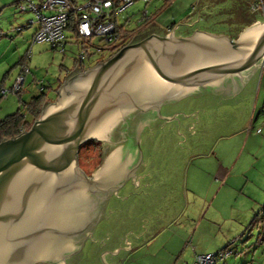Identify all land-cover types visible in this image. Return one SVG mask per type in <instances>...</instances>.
I'll return each instance as SVG.
<instances>
[{
  "label": "water",
  "instance_id": "obj_1",
  "mask_svg": "<svg viewBox=\"0 0 264 264\" xmlns=\"http://www.w3.org/2000/svg\"><path fill=\"white\" fill-rule=\"evenodd\" d=\"M263 62L264 22L235 39L150 33L69 74L28 130L0 142V264H65L107 217L104 195L144 169L141 136L170 120L176 129L192 106L229 95ZM88 140L102 157L90 177L77 164Z\"/></svg>",
  "mask_w": 264,
  "mask_h": 264
},
{
  "label": "rangeland",
  "instance_id": "obj_2",
  "mask_svg": "<svg viewBox=\"0 0 264 264\" xmlns=\"http://www.w3.org/2000/svg\"><path fill=\"white\" fill-rule=\"evenodd\" d=\"M8 2L0 0V91L5 93L0 98V119L22 111L39 93L45 94L47 103L53 102L58 83L98 61L95 47L102 49L104 60L108 55V47L98 37L86 41L73 37L70 30L63 32V49L32 43L35 16L5 5ZM75 2L81 5L85 0ZM201 3L204 8L199 7ZM207 5L206 0L136 1L114 21L123 32L147 29L135 40L150 33L162 35L166 30L182 36L195 30L220 32L223 25L214 23L220 17L197 18L207 14L201 10L211 8ZM258 12L259 21L241 34L264 22V11ZM84 51L92 55L79 62L78 54L84 55ZM22 64L27 72L18 92L14 83ZM258 70L234 97V92L207 95L205 103L192 107H196V118L186 112L182 120H176V129L169 121L172 137L159 141L161 146L154 152L158 160L169 141L175 143L167 169L160 167L169 177L173 196H163L162 188L158 190L156 196L162 199L152 205L157 220L136 218L134 222L122 216L125 227L136 224L135 231L123 235L130 242H135V234H142L144 240L154 231L152 240L137 249L132 244V250H120L111 258L100 256L102 264H110V260L118 264H192L196 256L217 252L230 254L216 258L214 264H264V62ZM186 120L189 123L184 126ZM95 143L99 142L88 140L77 152L78 167L87 174L99 166ZM126 215L131 216L130 212Z\"/></svg>",
  "mask_w": 264,
  "mask_h": 264
},
{
  "label": "flooded vegetation",
  "instance_id": "obj_3",
  "mask_svg": "<svg viewBox=\"0 0 264 264\" xmlns=\"http://www.w3.org/2000/svg\"><path fill=\"white\" fill-rule=\"evenodd\" d=\"M132 42H134V40ZM161 125L162 124L153 128L151 132L148 131L149 133H144L138 142L140 148H137V156L144 163V169L138 170L135 174L126 176L121 180L120 184L112 189L111 193H106L104 195L103 207L107 217L98 220L97 225L92 231L91 239H85L79 242V252L72 253V255L65 260V264H92L91 259L88 257V253L94 255L96 263L102 264L100 262V256L106 257L108 255V258H111L114 254L120 252L122 248L128 249L129 246L126 236L123 235L126 232L132 233L135 231L136 224L131 223L129 226L125 227L127 223L122 225L123 218H133L134 222L136 218L141 221L143 218L153 220L156 215L152 213V205L162 199L156 196L159 192L158 190L162 188L161 195L163 196H173L172 189L168 186L169 177L165 176L160 169V167H165L163 170L167 169V158L170 156V153H161V157L158 160L156 155L151 156L147 153L148 147L152 146V148L155 149V147L161 146L159 141L164 143V138L170 136V134H168V136L164 135H166L165 133L167 131H172L173 127H169V124H167L160 128ZM146 136H150L151 141L147 139ZM81 171L85 176L90 177L91 174H87L83 170ZM94 171L95 170H93V172ZM161 184L162 186H159ZM129 212L131 216L126 215ZM122 216L124 217L122 218ZM119 226L120 228H118ZM121 230L122 232H120ZM115 243H117L118 246H112ZM108 247L113 248L108 250ZM110 262L111 260L109 263Z\"/></svg>",
  "mask_w": 264,
  "mask_h": 264
},
{
  "label": "built area",
  "instance_id": "obj_4",
  "mask_svg": "<svg viewBox=\"0 0 264 264\" xmlns=\"http://www.w3.org/2000/svg\"><path fill=\"white\" fill-rule=\"evenodd\" d=\"M148 2L150 0H85L81 5L71 3L70 0H10L5 5H14L20 12H31L35 16L36 30L32 36V43H47L52 48L60 47L63 49V32L68 23L69 14L77 13L78 17L74 31L78 38L89 40L98 37L105 47L113 42L115 29L114 18L122 14L134 2ZM262 0H256L252 10L260 11L263 14ZM46 12L47 14H43ZM95 53L100 54L101 48L95 47ZM78 60H85L83 52H79ZM261 68L259 73H261ZM26 67H21L14 83V90L19 91L22 84ZM13 90V91H14ZM0 91V97L4 96ZM221 254V257L227 255ZM214 255L196 256L192 264H212Z\"/></svg>",
  "mask_w": 264,
  "mask_h": 264
},
{
  "label": "trees",
  "instance_id": "obj_5",
  "mask_svg": "<svg viewBox=\"0 0 264 264\" xmlns=\"http://www.w3.org/2000/svg\"><path fill=\"white\" fill-rule=\"evenodd\" d=\"M70 1L71 3H75V0H70ZM206 3L211 8L206 9V10L201 9L202 12L207 11V14L204 13L203 15L201 12L200 14L202 15L200 16L197 15V18L200 19V17H202L206 19L207 16L208 17L218 16L221 19H218L217 21L215 20L216 22L214 23L223 25L221 27L220 32L216 33L214 30H208L206 32L215 33V34H223V35L228 36L231 39H235L245 27H248L251 24L259 21V15H258L259 12L257 10L251 9V7L256 4V0H212V1L206 0ZM261 5L264 11V0H262ZM199 7L204 8L205 6L203 5V3H201V5L199 4ZM77 17H78L77 13H74V14L70 13L68 17V23L65 29V30H70L73 34V37H77L74 31ZM146 30L142 28H136L129 32H123L121 30V27H118L115 23L113 42L107 46L108 47L107 48L108 50L107 58L113 55L114 53H116L124 45L131 43L133 40L135 41V39L137 37H140L142 33H144ZM62 45H63V40H62ZM91 55L92 54H87V52L84 51V56L86 60ZM98 56L100 58L98 59V61H96L95 64L100 63L101 61L104 60L103 59L104 57H102V53L98 54ZM79 62H83V61H79ZM24 65L25 64H22L21 67H25ZM78 70L84 71L85 69L80 68ZM60 85H61V82L58 83V86L55 89V92L57 91ZM44 96H45L44 93H39L37 96L32 97L27 103L24 104L22 111L17 110L13 114L7 115L3 117L2 119H0V142L5 139L13 138L20 132L26 131L30 128L32 122L39 117L42 108L47 103ZM95 144L96 145L94 147L97 150V156H98L97 162L100 163L101 158H102L101 151H100L101 145L100 143H95ZM221 254L223 253L217 252L216 254H214L212 264H214L216 258H219V259L224 258L223 256L221 257Z\"/></svg>",
  "mask_w": 264,
  "mask_h": 264
},
{
  "label": "crops",
  "instance_id": "obj_6",
  "mask_svg": "<svg viewBox=\"0 0 264 264\" xmlns=\"http://www.w3.org/2000/svg\"><path fill=\"white\" fill-rule=\"evenodd\" d=\"M169 30H166L165 32H168ZM164 32V33H165ZM77 71V70H76ZM256 73H257V71H254L253 73H251L248 77H247V79H246V81L241 85V86H239L237 89H235L233 92L234 93H231L232 95L231 96H235V95H237L241 90H242V88L243 87H245V85L247 84V82H249V80H251V79H254L255 78V76H256ZM193 107V106H192ZM192 107L187 111V114H189L191 117H193V118H196V112H197V110H196V107L195 108H193L192 109ZM171 121V120H170ZM186 121H188V120H186ZM168 123H169V121H167ZM168 123H163V125H161V127L160 128H162L163 126H165V125H167ZM189 123V121L188 122H185L184 123V126H186L187 124ZM187 129L190 131L191 130V126L190 125H188V127H187ZM153 130V129H152ZM152 130H150V132L152 131ZM161 130V129H160ZM172 131H170V132H166L165 134H166V136H168V134H170V136L172 137V133H171ZM146 133H149V132H146ZM145 133V134H146ZM146 138L147 139H150V141H151V137L150 136H146ZM159 139V138H158ZM175 143H173V141L172 142H170L169 141V144H168V148L166 149V151L165 152H163L164 154H166V153H173L174 151H175V145H174ZM155 149H156V147H155ZM155 149H153L152 148V146H150V147H148L147 148V153L149 154V155H151V156H155L156 155V153L154 152V150ZM157 218V216L154 218V220H157L156 219ZM154 232V231H153ZM152 232V233H153ZM152 233L151 234H149L147 237H146V239H144V240H141V238L143 237V235L142 234H135V235H133L134 236V240H135V242L134 243H132V242H130L127 238V242H128V246H129V248L128 249H126V248H122V251H129V250H132L131 249V245L132 244H134L135 245V247H134V249H137V248H139V247H143V246H147V245H149L150 244V241L152 240ZM119 243H120V241H119ZM112 246H118V244L117 243H115L114 245H112ZM113 247H108L107 249L108 250H110V249H112ZM110 264H118L116 261H114V260H112L111 262H110Z\"/></svg>",
  "mask_w": 264,
  "mask_h": 264
},
{
  "label": "bare ground",
  "instance_id": "obj_7",
  "mask_svg": "<svg viewBox=\"0 0 264 264\" xmlns=\"http://www.w3.org/2000/svg\"><path fill=\"white\" fill-rule=\"evenodd\" d=\"M254 27H255V26H254ZM252 28H253V27H252ZM248 29H249V28H248ZM248 29H246V30H248ZM246 30L241 34V38L244 36Z\"/></svg>",
  "mask_w": 264,
  "mask_h": 264
}]
</instances>
